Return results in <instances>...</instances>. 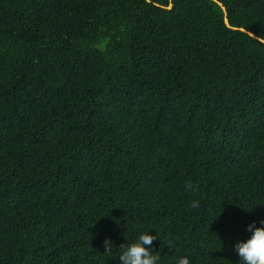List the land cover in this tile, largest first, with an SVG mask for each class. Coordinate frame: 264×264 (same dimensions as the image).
Listing matches in <instances>:
<instances>
[{"label":"trees","instance_id":"1","mask_svg":"<svg viewBox=\"0 0 264 264\" xmlns=\"http://www.w3.org/2000/svg\"><path fill=\"white\" fill-rule=\"evenodd\" d=\"M253 222L264 0H0V264H236Z\"/></svg>","mask_w":264,"mask_h":264},{"label":"clouds","instance_id":"2","mask_svg":"<svg viewBox=\"0 0 264 264\" xmlns=\"http://www.w3.org/2000/svg\"><path fill=\"white\" fill-rule=\"evenodd\" d=\"M186 188L192 189V185L188 184ZM191 207H199V202L193 201ZM246 230L247 238L237 240L233 245V251L238 257L236 264H264V223L258 226L253 222ZM154 240L161 241L157 234L152 235L150 231L139 233L135 241L121 251L118 257L119 264H160V256L152 250ZM111 243L109 239H105V252L111 253ZM172 244L173 241L169 239L167 246L170 247ZM176 264H191V261L189 257L182 256Z\"/></svg>","mask_w":264,"mask_h":264},{"label":"water","instance_id":"3","mask_svg":"<svg viewBox=\"0 0 264 264\" xmlns=\"http://www.w3.org/2000/svg\"><path fill=\"white\" fill-rule=\"evenodd\" d=\"M170 7H171V5L169 6V8H170ZM225 23H226V25H229L226 14H225ZM253 36H254V35H253Z\"/></svg>","mask_w":264,"mask_h":264}]
</instances>
